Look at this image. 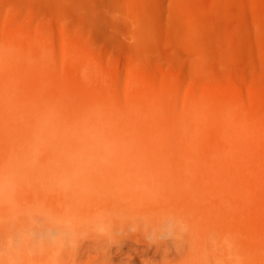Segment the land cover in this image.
Instances as JSON below:
<instances>
[{
	"label": "rangeland",
	"instance_id": "374dc122",
	"mask_svg": "<svg viewBox=\"0 0 264 264\" xmlns=\"http://www.w3.org/2000/svg\"><path fill=\"white\" fill-rule=\"evenodd\" d=\"M94 1L0 0V162L29 164L13 193L118 207L131 222L111 264L179 262L192 235L212 264H264V0H122V31ZM65 127L94 131L86 197L46 178L78 158L57 154L77 147ZM141 209L182 219L184 248H162ZM93 242L80 262L102 254Z\"/></svg>",
	"mask_w": 264,
	"mask_h": 264
},
{
	"label": "bare ground",
	"instance_id": "6f19581e",
	"mask_svg": "<svg viewBox=\"0 0 264 264\" xmlns=\"http://www.w3.org/2000/svg\"><path fill=\"white\" fill-rule=\"evenodd\" d=\"M91 1L89 5L92 7L93 3L95 6L96 1ZM119 1L122 0H101L100 2L97 0L99 4H105L102 5V8L105 6L104 10L100 8L101 5H97L102 12H106L108 16H105L109 18L102 20H109L108 24L111 27L122 31L124 22L122 18H119V14L123 16L120 12V5L123 1L120 2L121 4ZM68 135L76 142L77 147L61 145L57 154L61 158L67 155L78 156V158H72L74 160L70 161L71 163L60 162L58 166L50 168L51 170H45L46 178L52 185L59 181L67 185L72 181L76 186L72 190L73 193L86 197V193L94 189V178L82 177L79 170L87 168L90 164L87 157L94 153V131L70 133L65 127L59 133L62 138ZM100 152L103 153L102 150ZM28 167L29 164L23 161H16L9 165L0 162V264H111L108 254L110 251L108 238L109 240L115 238L117 226L131 221L120 214L118 207L112 208L109 213L99 210L94 215V213L80 211L76 204L51 209L49 203L36 193L28 196L21 192L13 193L12 188L16 185V176L25 175ZM113 181L118 182L111 178L112 184ZM128 212L132 220L138 221L141 227L154 237L155 241L161 243L162 248H167L170 243L160 237L166 234L174 238L179 248H184L186 243H183L185 240L182 233L184 223L182 219H178L171 224L166 213L170 211L141 209L134 214H131L130 210ZM85 235L93 237L94 246L88 243L92 251L93 247L97 248V251L101 249L102 254H99L101 260L98 255L96 259L91 257L85 263L80 262V256L77 255L78 247L83 246L80 239ZM196 243H198L197 236L192 235L188 250L183 253L179 262L163 260L158 264H212L207 249L197 246ZM80 244L82 246H79Z\"/></svg>",
	"mask_w": 264,
	"mask_h": 264
}]
</instances>
